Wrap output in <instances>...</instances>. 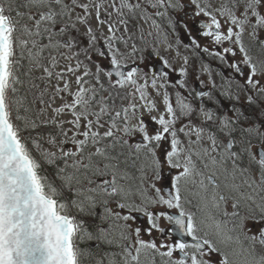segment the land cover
<instances>
[{"label": "snow or ice", "instance_id": "snow-or-ice-1", "mask_svg": "<svg viewBox=\"0 0 264 264\" xmlns=\"http://www.w3.org/2000/svg\"><path fill=\"white\" fill-rule=\"evenodd\" d=\"M85 255L264 264V0H0V264Z\"/></svg>", "mask_w": 264, "mask_h": 264}, {"label": "trees", "instance_id": "trees-1", "mask_svg": "<svg viewBox=\"0 0 264 264\" xmlns=\"http://www.w3.org/2000/svg\"><path fill=\"white\" fill-rule=\"evenodd\" d=\"M24 71H26V69L20 70V72H24ZM24 82H25V87H24V89H21L22 96H21V93H19V91H18L16 94H14L13 98L14 99H20L22 101V103H23L25 108L31 107L33 109V112L37 113L36 107L41 102V100H40V92H41L42 89H36V91H34L28 85L27 77H25ZM36 83H39V82H36ZM20 96L23 97V98H21ZM44 100H49V98L45 95ZM20 114L24 115L25 113H24L23 110H21ZM29 114L31 115L32 113H29ZM13 115H15V105L13 106ZM17 123H20V122H17ZM32 134H33V136L36 135L35 132H33ZM21 135L23 137H25V139H27V137H28V133L27 132H22ZM28 144H29V147L31 148L32 145H31V141L30 140H28ZM43 174L49 175L50 174V170L45 171Z\"/></svg>", "mask_w": 264, "mask_h": 264}, {"label": "flooded vegetation", "instance_id": "flooded-vegetation-1", "mask_svg": "<svg viewBox=\"0 0 264 264\" xmlns=\"http://www.w3.org/2000/svg\"><path fill=\"white\" fill-rule=\"evenodd\" d=\"M225 103H227V101H225ZM79 246L85 251V253L89 251H93V252L98 251L96 249L95 242H92V241H81L79 243ZM84 260H85V264H92V260L88 255H85Z\"/></svg>", "mask_w": 264, "mask_h": 264}, {"label": "rangeland", "instance_id": "rangeland-1", "mask_svg": "<svg viewBox=\"0 0 264 264\" xmlns=\"http://www.w3.org/2000/svg\"><path fill=\"white\" fill-rule=\"evenodd\" d=\"M187 40V39H186ZM165 54H167V53H165ZM40 75V72L39 71H37V72H35V74L33 75V77L32 78H37L38 76ZM57 102H59V101H57ZM46 146V145H45Z\"/></svg>", "mask_w": 264, "mask_h": 264}]
</instances>
